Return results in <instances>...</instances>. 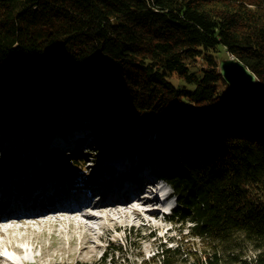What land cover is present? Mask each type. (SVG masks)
<instances>
[{"label":"trees","instance_id":"trees-1","mask_svg":"<svg viewBox=\"0 0 264 264\" xmlns=\"http://www.w3.org/2000/svg\"><path fill=\"white\" fill-rule=\"evenodd\" d=\"M224 55L264 88V0H0V133L86 123L102 156L155 165L166 220L201 247L164 243L139 264H264V107L237 101ZM124 260L112 246L75 264Z\"/></svg>","mask_w":264,"mask_h":264},{"label":"rangeland","instance_id":"rangeland-1","mask_svg":"<svg viewBox=\"0 0 264 264\" xmlns=\"http://www.w3.org/2000/svg\"><path fill=\"white\" fill-rule=\"evenodd\" d=\"M228 58H230V56L224 55L220 60ZM237 101L241 103H248L250 101V97L240 94ZM78 128V131H87V133H89L88 130H90L86 123H81ZM66 133H68L67 136ZM97 133L99 134L100 131ZM75 135L76 132L69 133L65 131L60 134L58 131L53 133L47 140H39L38 144V141L33 140L31 132H28L24 141H22V139L18 140L15 133H10L9 135L0 133V168L4 169V152H13L15 150L14 147L18 144V151L20 152H18L17 157H19V161L23 162L22 164H26L24 159L26 156L34 155L33 157L36 161L35 166L30 168L28 172H45L42 171V169L48 165L45 158L47 155L42 150H38L43 146V141H46L47 146L52 143H58L61 140L62 143H76L75 150L72 149L71 151L72 154H68L66 152L65 155L61 156V158L65 157V161H63L62 164L56 163L57 167L55 166L54 168L56 173L66 172L69 175H78L79 164L78 162L74 163L73 160L79 158L85 160V174L89 177L92 173L97 172V168L99 167L98 165H101L102 169L109 168L105 164H112L111 161L119 157L113 156L112 158H108L107 156H102L101 151H104L106 147H102L101 142H98L101 137L100 134L99 138L96 139L95 136H91V134L85 135L86 137H91L89 141L87 139L84 141V147L89 148L90 150H85L79 153L77 151V143L83 142L79 139H75ZM139 135V132L134 131V137ZM61 146H63V144H61ZM86 151H89V154H85ZM99 160H102L101 163H97ZM132 161H137V158L133 157ZM125 162L127 163L126 160ZM65 165L66 169L63 168ZM138 165H140V167L136 170L140 173H133V175L128 174V177L136 180H140V177H150L149 180L152 182V180H154L151 179L153 178V174L150 171L147 173L142 171V169L147 167V163L140 161ZM69 168L70 172H68ZM150 168L156 169L155 165H151ZM76 169L77 171H75ZM125 171H127L126 168ZM3 174L5 173H0V177H2ZM156 184L164 189L162 195L168 191L169 187L165 183L158 181ZM166 202L170 206L173 205L172 200ZM142 207L143 210H147L150 207V204ZM156 207L161 208L158 203ZM94 213H96V210H94ZM139 213L142 215L143 220H134L131 213H128L130 218L128 217L127 222L115 229H113L111 224L104 218L100 219L92 224L94 233L90 236L86 235L82 228V230H80V227H78L76 223L69 226L68 222L64 219L51 221V223H54L52 226L50 224H45V226L42 223L40 225L35 224L34 221L42 217L40 216L29 220L28 223L31 224L28 226L29 228L22 226L20 230L9 231L8 233L2 234L0 236V244L6 245V247L12 249V251L0 248V254L10 256L19 261L20 264H25L22 263L23 260H29L28 264L91 263L98 260L104 250L109 251L112 246H121L122 251L125 253L126 260L121 261L120 263L139 264L143 260L151 262V258L157 250H159V246L164 243H167L165 245L173 248L176 245H180L184 252L197 250L201 247L198 239L186 235L188 232L187 225L184 228L179 227L178 225L174 226L166 220L165 214L161 212L149 211L147 213L145 210H139ZM155 213H158V215ZM166 214H169V212ZM132 222L134 223L132 224ZM106 230L109 231L106 232ZM171 240H175V242H171ZM16 248L22 249L23 253L16 252L14 250ZM115 259L117 258L115 257ZM3 264L8 263L3 262Z\"/></svg>","mask_w":264,"mask_h":264},{"label":"bare ground","instance_id":"bare-ground-1","mask_svg":"<svg viewBox=\"0 0 264 264\" xmlns=\"http://www.w3.org/2000/svg\"><path fill=\"white\" fill-rule=\"evenodd\" d=\"M65 150H69V147H64ZM33 173L30 172V175ZM28 176V175H27ZM24 180H26L24 178ZM52 180V179H48ZM44 181H41L43 183ZM40 183V184H41ZM3 184H6L3 183ZM135 188L132 186H129L126 188V191H133ZM1 190V187H0ZM121 188H117V191L121 194L122 193ZM106 193H110L109 190H103ZM164 192V189H162L160 186L156 187V195L157 196H162ZM112 195L107 194L105 195L102 199H105L107 197H111ZM123 201H121L119 204H114V205H108V204H102L100 206H95L94 208H87V212L82 213L81 210H73V211H65V210H54L48 215H44L40 217L39 219H36L34 222L35 224L40 225L42 224H50L51 226L54 225V223H51V221H59L61 218H64L69 226H71L73 223H76L79 229L85 232L86 235L90 236L93 231V223L96 221H99L100 219H105L108 223L111 224L112 228H118L121 225L125 224L127 222L128 217L130 218L128 213H131V216L134 217V220H143L142 215L139 213V210L141 211H146L147 213L149 211L155 210V208L152 204L150 207L146 210H143L142 206L147 205L149 202H156L155 197H152L151 200H143L139 199L138 197L131 198L129 201L125 197H121ZM165 201L168 200L167 194H165ZM159 201V200H158ZM157 203V202H156ZM162 205H160L161 207ZM139 209V210H138ZM94 210H96L97 214L92 213ZM158 212V211H155ZM156 214V213H155ZM158 215V213L156 214ZM53 218V220H52ZM134 222H132L133 224ZM31 224L27 222V219H22V218H13V217H8L4 220H0V236L2 234L8 233L9 231H14V230H20L22 226H26V228H29ZM46 226V225H45ZM44 226V227H45ZM82 228V229H81ZM109 230H106L108 232ZM0 248H7L6 245L0 244ZM16 252L23 253L22 249H14ZM9 264H18L20 263L16 259L8 256L7 258L4 257L2 258ZM22 263L28 264L29 260H23Z\"/></svg>","mask_w":264,"mask_h":264},{"label":"water","instance_id":"water-1","mask_svg":"<svg viewBox=\"0 0 264 264\" xmlns=\"http://www.w3.org/2000/svg\"><path fill=\"white\" fill-rule=\"evenodd\" d=\"M218 71L222 80L232 90L250 97L255 106L264 107V88L243 63L233 57L220 60Z\"/></svg>","mask_w":264,"mask_h":264}]
</instances>
